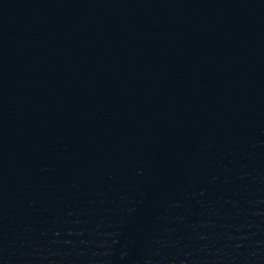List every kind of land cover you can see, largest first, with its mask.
I'll return each mask as SVG.
<instances>
[{
	"label": "water",
	"instance_id": "95a60500",
	"mask_svg": "<svg viewBox=\"0 0 264 264\" xmlns=\"http://www.w3.org/2000/svg\"><path fill=\"white\" fill-rule=\"evenodd\" d=\"M0 264H264V0H0Z\"/></svg>",
	"mask_w": 264,
	"mask_h": 264
}]
</instances>
